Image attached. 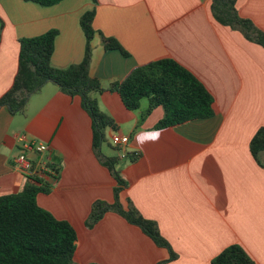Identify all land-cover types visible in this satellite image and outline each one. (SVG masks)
Instances as JSON below:
<instances>
[{"label":"crops","instance_id":"crops-1","mask_svg":"<svg viewBox=\"0 0 264 264\" xmlns=\"http://www.w3.org/2000/svg\"><path fill=\"white\" fill-rule=\"evenodd\" d=\"M211 2L62 0L43 6L0 0V96L13 83L21 38L57 29L51 64L65 69L81 62L86 48L81 17L93 9L97 32L90 73L104 88L137 66L175 59L212 94V116L156 128L164 116L161 106L148 111L143 99L129 110L117 92L92 94L114 121L106 128L109 140L116 133L130 138L122 147L108 141L114 152L104 153L119 158L117 168L127 182L120 201L157 223L177 254L163 264H211L231 244L264 264V167L250 149L264 126V46L219 23ZM237 7L264 31V0H237ZM102 35L117 39L129 54L105 49ZM155 131L161 133L158 141L138 143L139 134ZM24 134L48 147L28 153L30 172L15 162ZM53 156L61 163L58 179L45 170ZM35 173L52 186L37 194L38 205L77 232L75 264H158L170 257L168 248L117 212L87 226L95 201L114 202L117 181L94 152L92 118L81 97L53 83L30 97L24 113L0 108V196L22 191Z\"/></svg>","mask_w":264,"mask_h":264},{"label":"trees","instance_id":"trees-1","mask_svg":"<svg viewBox=\"0 0 264 264\" xmlns=\"http://www.w3.org/2000/svg\"><path fill=\"white\" fill-rule=\"evenodd\" d=\"M43 6H51L62 0H29ZM211 10L215 19L233 30L240 31L248 40L264 46V31L251 19L240 15L237 0H212ZM95 10L86 11L81 26L86 36L85 55L81 62L60 69L51 64L57 29L20 39L18 68L10 88L0 96V108L6 106L12 114L24 113L32 95L48 83L57 85L61 92L79 95L83 107L92 118L93 149L98 159L110 170L117 181L114 202L97 200L87 219L92 227L108 211L119 213L130 223L139 226L154 242L168 248L170 257L177 258L169 242L162 236L153 220L144 217L136 208H125L120 193L127 182L117 168L118 157L106 156L102 145L107 141L106 128L114 125L113 119L104 113L92 94L106 90L117 92L124 106L136 110L143 99L149 101V110L161 106L164 116L156 128H164L192 119H202L214 114V98L205 85L187 68L171 57L159 58L135 67L129 75L110 83L106 89L101 81L90 73L93 54L92 39ZM1 41V34H0ZM105 49H118L129 53L117 39L102 35ZM250 149L264 167V126L260 127L250 142ZM47 174L58 179L61 163L53 156ZM52 186L35 173L30 175L22 191L0 196V264H75L77 232L67 220L56 218L37 203L39 192H50ZM211 264H256L240 244H231L217 254Z\"/></svg>","mask_w":264,"mask_h":264},{"label":"built area","instance_id":"built-area-1","mask_svg":"<svg viewBox=\"0 0 264 264\" xmlns=\"http://www.w3.org/2000/svg\"><path fill=\"white\" fill-rule=\"evenodd\" d=\"M23 140L22 144V152L19 154V156L16 158V167L22 171V172H30L33 168V162L28 157V153H43L47 151L48 147L45 143L39 142L35 139L27 137L26 134L21 136ZM130 138L128 135L124 134H114L111 137V141L115 146H124L129 142ZM128 156L127 153L122 154V158H126ZM45 165V164H44ZM48 169V172H52L51 169L45 168V170Z\"/></svg>","mask_w":264,"mask_h":264},{"label":"clouds","instance_id":"clouds-1","mask_svg":"<svg viewBox=\"0 0 264 264\" xmlns=\"http://www.w3.org/2000/svg\"><path fill=\"white\" fill-rule=\"evenodd\" d=\"M160 135H161V133L159 131H155V132H152V133L139 134L138 143H140L141 146H143L144 143L149 142V141L156 142V141L159 140ZM142 137H146V139L142 138Z\"/></svg>","mask_w":264,"mask_h":264},{"label":"rangeland","instance_id":"rangeland-1","mask_svg":"<svg viewBox=\"0 0 264 264\" xmlns=\"http://www.w3.org/2000/svg\"><path fill=\"white\" fill-rule=\"evenodd\" d=\"M106 135H107V141H109L110 144H113V143L109 140V136H108V134H106ZM109 143H108V142H104V143H103L102 148H101L103 153H106L108 150L114 152V149L109 145Z\"/></svg>","mask_w":264,"mask_h":264}]
</instances>
